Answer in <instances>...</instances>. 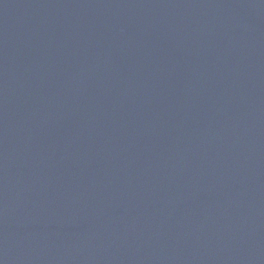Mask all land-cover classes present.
<instances>
[{
  "label": "water",
  "instance_id": "1",
  "mask_svg": "<svg viewBox=\"0 0 264 264\" xmlns=\"http://www.w3.org/2000/svg\"><path fill=\"white\" fill-rule=\"evenodd\" d=\"M0 264H264V0H0Z\"/></svg>",
  "mask_w": 264,
  "mask_h": 264
}]
</instances>
